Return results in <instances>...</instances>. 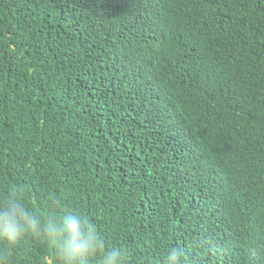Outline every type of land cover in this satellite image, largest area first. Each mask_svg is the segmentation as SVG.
I'll use <instances>...</instances> for the list:
<instances>
[{"label": "trees", "instance_id": "16d2710c", "mask_svg": "<svg viewBox=\"0 0 264 264\" xmlns=\"http://www.w3.org/2000/svg\"><path fill=\"white\" fill-rule=\"evenodd\" d=\"M0 264H64L79 214L119 264H264V0H0Z\"/></svg>", "mask_w": 264, "mask_h": 264}, {"label": "clouds", "instance_id": "9594fccd", "mask_svg": "<svg viewBox=\"0 0 264 264\" xmlns=\"http://www.w3.org/2000/svg\"><path fill=\"white\" fill-rule=\"evenodd\" d=\"M40 220L27 210L20 199L9 198L0 207V239L16 244L23 236L41 234ZM49 242L55 247L56 255L64 264H90V258L103 246L95 229L79 214L64 216L60 222L49 219L43 227ZM120 253L109 251L103 264H119ZM183 250L170 248L166 264H183Z\"/></svg>", "mask_w": 264, "mask_h": 264}]
</instances>
